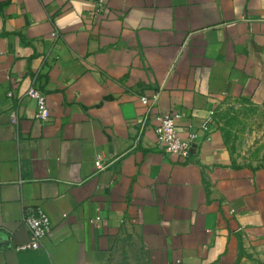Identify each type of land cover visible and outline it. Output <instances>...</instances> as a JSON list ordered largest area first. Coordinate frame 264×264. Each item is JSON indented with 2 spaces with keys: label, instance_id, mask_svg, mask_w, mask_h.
Returning a JSON list of instances; mask_svg holds the SVG:
<instances>
[{
  "label": "crops",
  "instance_id": "obj_1",
  "mask_svg": "<svg viewBox=\"0 0 264 264\" xmlns=\"http://www.w3.org/2000/svg\"><path fill=\"white\" fill-rule=\"evenodd\" d=\"M94 6L0 0V264H264V166L236 165L214 120L227 101L264 108V0ZM171 111L200 133L191 161L158 147ZM39 207L53 231L18 251Z\"/></svg>",
  "mask_w": 264,
  "mask_h": 264
},
{
  "label": "built area",
  "instance_id": "obj_2",
  "mask_svg": "<svg viewBox=\"0 0 264 264\" xmlns=\"http://www.w3.org/2000/svg\"><path fill=\"white\" fill-rule=\"evenodd\" d=\"M109 0H94V10L93 14L95 17H100L103 15L108 8ZM53 36L58 38V31L53 32ZM11 94V93H10ZM27 96L37 103L36 118L42 122H48L50 118V110L48 107L47 94L42 90L36 82L27 91ZM159 99V92H154L152 95V104H149V97L143 95L141 101L149 105V111L144 119L141 121V127L139 130L138 137L135 144L141 138L145 128L147 127V122L150 118V113L153 105ZM181 113L171 111L166 114H160L156 116V126L155 132L157 135L158 147L164 151L166 154L177 155L183 161H191L197 154V149L200 144V133L199 131H190L185 136L182 135L179 129V120L181 119ZM12 123H18V114L13 112L11 115ZM213 122V118L210 117L208 122L203 125L202 131L210 133V123ZM96 166L98 171H102L109 166V163H104L102 159H97ZM24 223L30 232V240L22 245L16 247L18 251H39L44 240L52 233L53 223L49 215L45 212L43 208H32L25 212Z\"/></svg>",
  "mask_w": 264,
  "mask_h": 264
},
{
  "label": "rangeland",
  "instance_id": "obj_3",
  "mask_svg": "<svg viewBox=\"0 0 264 264\" xmlns=\"http://www.w3.org/2000/svg\"><path fill=\"white\" fill-rule=\"evenodd\" d=\"M236 165L264 166V108L244 101H227L215 112Z\"/></svg>",
  "mask_w": 264,
  "mask_h": 264
}]
</instances>
